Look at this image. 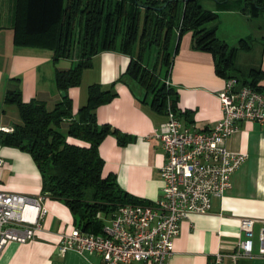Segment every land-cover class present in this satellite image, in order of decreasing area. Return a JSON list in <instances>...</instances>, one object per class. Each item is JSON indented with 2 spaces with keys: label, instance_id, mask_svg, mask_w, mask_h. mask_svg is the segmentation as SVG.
<instances>
[{
  "label": "crops",
  "instance_id": "1",
  "mask_svg": "<svg viewBox=\"0 0 264 264\" xmlns=\"http://www.w3.org/2000/svg\"><path fill=\"white\" fill-rule=\"evenodd\" d=\"M259 17L244 16L247 19ZM6 32L8 46L4 48L10 54L11 73L6 76L0 71V130L12 128L19 121L16 106L3 103L10 78L20 79L18 85L23 101L38 98L52 108L61 97L54 83L55 67L67 69L76 60L61 59L55 66L50 50L15 46L12 27ZM220 39L229 46H237L242 38L231 45L226 39ZM263 42L264 36L260 40V59L256 64L246 69L236 64L240 52L252 51L250 44L249 48L235 53L233 62L237 75L242 78H247L252 69L260 70L262 75L257 76L254 82L264 92ZM129 60L127 54L119 51L98 52L92 58V66L83 70L80 85L70 87L68 95L75 114L86 103L90 84L98 83L103 88H109L115 83L117 95L110 102L99 105L95 109V117L99 124H110L125 134L126 141L119 144L114 134H107L102 139L98 146L104 160L102 175L113 173L118 186L137 201L131 203H150L161 194L160 167L165 155L160 143L147 136L166 120V115L154 110L149 103L141 102L143 92L131 89L124 81H117L125 73ZM237 80L243 85L240 79ZM168 82L177 95L179 114L176 116L185 125L208 130L221 118L217 94L223 88L225 78L216 74L211 53L191 47L189 35L179 38ZM67 140L84 144L72 137ZM225 146L229 151L245 153L246 159L232 173L231 186L224 196L212 199L209 213L190 214L180 223L179 234L174 239V253L165 264H211L216 253L231 254L238 241L244 239L245 235L239 228L240 218L264 220V127L253 121H242L226 139ZM0 159L1 191L28 195L41 193V174L30 154L16 147L0 145ZM42 206L46 214L34 238L24 243H5L0 252V264H103L98 254L67 250L62 255L59 250L61 233L78 228L73 214L62 202L48 197L44 198ZM260 226V222H256L253 227L252 256L236 259L226 256L221 264H264V258L257 253Z\"/></svg>",
  "mask_w": 264,
  "mask_h": 264
},
{
  "label": "trees",
  "instance_id": "2",
  "mask_svg": "<svg viewBox=\"0 0 264 264\" xmlns=\"http://www.w3.org/2000/svg\"><path fill=\"white\" fill-rule=\"evenodd\" d=\"M240 12L246 17H264V0H244ZM217 13L203 8L200 0H16L12 26L13 44L50 50L54 65L61 59H76L67 69L55 67L54 83L64 92L52 108L44 100L23 101L19 78H10L4 105H15L19 121L11 131L0 130V145H9L30 154L42 178L41 195L66 205L74 223L83 232L101 233L103 220L118 206L137 202L122 190L113 173L102 175L104 160L98 146L107 134L124 144L126 135L110 124H99L95 109L116 95L115 83L103 88L87 87L86 103L72 112L70 87L80 85L84 69L103 50L119 51L130 58L125 73L117 79L131 89L143 90L140 99L156 111L173 112L177 95L168 80L179 38L191 32V47L212 54L216 74L235 77L244 85L264 93L255 84L262 72L252 69L247 78L237 75L235 53L249 48L245 39L229 46L206 24ZM264 44V42H263ZM154 52L152 62L150 58ZM68 137L84 144H75Z\"/></svg>",
  "mask_w": 264,
  "mask_h": 264
},
{
  "label": "built area",
  "instance_id": "3",
  "mask_svg": "<svg viewBox=\"0 0 264 264\" xmlns=\"http://www.w3.org/2000/svg\"><path fill=\"white\" fill-rule=\"evenodd\" d=\"M217 96L222 116L208 130L185 125L167 103L166 120L147 136L160 143L165 155L160 167V196L150 203L118 206L99 234L75 227L61 233L62 255L67 250L98 254L103 264H165L168 261L174 253L180 223L190 214L209 213L212 199L224 196L231 186L232 173L246 159L245 153L229 151L226 139L245 120L264 127V93L240 85L237 78L232 77L225 79ZM43 200L41 194L0 190V252L8 241L24 243L34 238L46 214ZM102 217L98 214V218ZM256 222L261 225L257 253L264 258V220L242 217L239 228L244 239L238 241L233 253H216L211 264H221L226 256L233 259L252 256Z\"/></svg>",
  "mask_w": 264,
  "mask_h": 264
},
{
  "label": "rangeland",
  "instance_id": "4",
  "mask_svg": "<svg viewBox=\"0 0 264 264\" xmlns=\"http://www.w3.org/2000/svg\"><path fill=\"white\" fill-rule=\"evenodd\" d=\"M244 2V0H200L203 8L215 10L217 13V18L206 25L208 27L215 26L218 38L226 39L230 45L237 42L240 38H243L251 45V52H240L237 57L236 64L242 69H246L249 65L256 64L259 61V45L262 36H264V17L244 18V15L240 12ZM15 10L16 0H0V44L3 47L2 51H0V71L6 76H9L11 73L9 70L10 54L4 48L6 45L8 46V40L6 38L8 33L6 29L11 28L14 24ZM235 10L237 12H232ZM184 35L191 36V32L186 30L182 33V36ZM2 47H0V50ZM153 54L154 52L150 58L151 62L154 58ZM132 84L133 88L138 92H143L139 86L134 83ZM102 218L104 224H107L109 220L108 216H103Z\"/></svg>",
  "mask_w": 264,
  "mask_h": 264
},
{
  "label": "water",
  "instance_id": "5",
  "mask_svg": "<svg viewBox=\"0 0 264 264\" xmlns=\"http://www.w3.org/2000/svg\"><path fill=\"white\" fill-rule=\"evenodd\" d=\"M60 94H61V96H64V92L61 91Z\"/></svg>",
  "mask_w": 264,
  "mask_h": 264
}]
</instances>
